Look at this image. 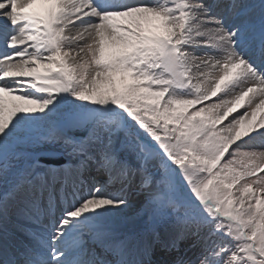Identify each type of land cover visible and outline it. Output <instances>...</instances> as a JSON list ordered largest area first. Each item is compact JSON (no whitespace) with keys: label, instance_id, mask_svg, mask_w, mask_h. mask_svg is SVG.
<instances>
[{"label":"snow or ice","instance_id":"obj_1","mask_svg":"<svg viewBox=\"0 0 264 264\" xmlns=\"http://www.w3.org/2000/svg\"><path fill=\"white\" fill-rule=\"evenodd\" d=\"M0 264H264V0H0Z\"/></svg>","mask_w":264,"mask_h":264},{"label":"rangeland","instance_id":"obj_2","mask_svg":"<svg viewBox=\"0 0 264 264\" xmlns=\"http://www.w3.org/2000/svg\"><path fill=\"white\" fill-rule=\"evenodd\" d=\"M56 145H59V144H41L39 145L38 147L40 149H50V147H55ZM53 149V148H51ZM139 191H136L135 189H133V194H132V202H133V207L134 208H139L140 205L142 204V202L144 201L145 199V195L143 193H138ZM197 249H194V248H190V253H189V258L190 259H195V256L197 254Z\"/></svg>","mask_w":264,"mask_h":264}]
</instances>
